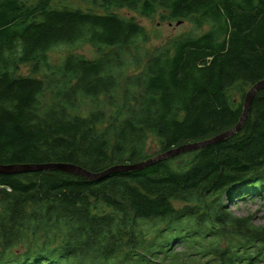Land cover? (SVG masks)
<instances>
[{
	"label": "trees",
	"instance_id": "obj_1",
	"mask_svg": "<svg viewBox=\"0 0 264 264\" xmlns=\"http://www.w3.org/2000/svg\"><path fill=\"white\" fill-rule=\"evenodd\" d=\"M73 1L0 0L2 164L144 161L234 127L264 80V0ZM124 8L196 30L148 48ZM79 42L98 56L49 62ZM257 200L264 89L233 135L141 170L0 175V264H264V224L233 209Z\"/></svg>",
	"mask_w": 264,
	"mask_h": 264
},
{
	"label": "rangeland",
	"instance_id": "obj_2",
	"mask_svg": "<svg viewBox=\"0 0 264 264\" xmlns=\"http://www.w3.org/2000/svg\"><path fill=\"white\" fill-rule=\"evenodd\" d=\"M73 3L82 5L81 2L76 0L73 1ZM82 6L85 5L83 4ZM113 10L121 15L134 16L137 21L142 24V26L150 36V41L147 43L148 48L162 45L169 37L191 33L196 30L189 21H165L161 19L159 14L152 18H149L139 15L137 12L126 8ZM70 53L80 54L90 59L96 58L98 56L96 48L90 43L79 42L74 45H59L57 47H54L49 53V62L54 65L59 64L63 60V58ZM47 71L48 69L46 67H42L38 76H42V74L46 73ZM139 71L140 70L134 71V73ZM19 72L22 74H31L30 67L26 65L21 66ZM250 88L247 90V92L250 90ZM149 149L151 153H153L156 149V145L150 142ZM233 209L239 215L253 213L255 215V222L258 224H264V202L260 200L248 203L240 202L237 206H233Z\"/></svg>",
	"mask_w": 264,
	"mask_h": 264
},
{
	"label": "water",
	"instance_id": "obj_3",
	"mask_svg": "<svg viewBox=\"0 0 264 264\" xmlns=\"http://www.w3.org/2000/svg\"><path fill=\"white\" fill-rule=\"evenodd\" d=\"M264 89V80L255 83L250 90L246 93L243 104V112L238 121V123L229 130H226L218 135L205 140H199L194 142L185 143L177 147H173L167 151L161 152L147 160L140 161L137 163L130 164H119L113 165L103 171L93 172L87 170L79 165L67 163V162H48V163H13V164H2L0 163V175H11L20 174L27 172L45 171V170H60L63 172L83 176L90 180H100L110 174L123 171H137L145 167L156 164L157 162L167 158L177 156L189 150H197L202 147L214 144L216 142L222 141L229 136L233 135L239 131L244 124L247 115L249 113L250 107L257 93Z\"/></svg>",
	"mask_w": 264,
	"mask_h": 264
},
{
	"label": "bare ground",
	"instance_id": "obj_4",
	"mask_svg": "<svg viewBox=\"0 0 264 264\" xmlns=\"http://www.w3.org/2000/svg\"><path fill=\"white\" fill-rule=\"evenodd\" d=\"M100 89V88H99ZM85 92V91H84ZM88 94V93H87ZM220 142V141H219ZM216 143H218V142H216ZM215 144V143H214ZM212 145V144H211ZM208 146H210V145H208ZM206 147V146H205ZM203 148V147H202ZM80 166V165H79ZM82 167V166H81ZM84 168V167H83ZM107 177V176H106ZM90 180V179H89Z\"/></svg>",
	"mask_w": 264,
	"mask_h": 264
}]
</instances>
